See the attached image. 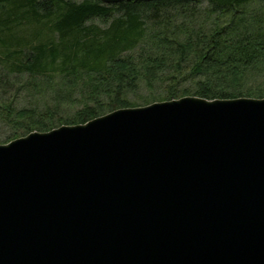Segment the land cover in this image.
<instances>
[{
    "label": "water",
    "instance_id": "water-1",
    "mask_svg": "<svg viewBox=\"0 0 264 264\" xmlns=\"http://www.w3.org/2000/svg\"><path fill=\"white\" fill-rule=\"evenodd\" d=\"M0 264H264V97L184 95L0 143Z\"/></svg>",
    "mask_w": 264,
    "mask_h": 264
},
{
    "label": "trees",
    "instance_id": "trees-1",
    "mask_svg": "<svg viewBox=\"0 0 264 264\" xmlns=\"http://www.w3.org/2000/svg\"><path fill=\"white\" fill-rule=\"evenodd\" d=\"M21 75L31 87L57 76L78 90L81 106L57 124L132 106L142 83H164L160 100L261 98L264 0H0V89ZM55 101L40 111L0 103L14 129L0 143L53 128Z\"/></svg>",
    "mask_w": 264,
    "mask_h": 264
},
{
    "label": "rangeland",
    "instance_id": "rangeland-1",
    "mask_svg": "<svg viewBox=\"0 0 264 264\" xmlns=\"http://www.w3.org/2000/svg\"><path fill=\"white\" fill-rule=\"evenodd\" d=\"M95 21L98 22L97 20ZM24 79V75L19 76V78L16 80L11 79L6 91H3L4 89H0V103H3L5 101H12L18 108L28 107L40 111L47 106H51L53 102L56 103L55 100L60 101L58 110H56L54 113L56 114L55 119H53L55 122L57 121L58 116L62 117L63 119L69 118L73 115L75 110L81 106L79 104V102L81 101L78 90L67 87V85L60 81L59 77L57 76L53 78V83H50L51 85L48 87L38 85H34L31 87L27 84H24ZM187 82L188 81L186 79L182 80V84H186ZM11 83H13L12 86L10 85ZM53 84L54 87H52ZM55 92H57V94H55ZM53 95L55 98L53 97ZM165 95L166 92L164 89V83L156 82L152 85V87H149L146 84L142 83L138 87V89L130 92L128 94V97L130 98V100L135 102V104H133L132 106H140L152 101H158L160 100L159 97ZM106 112L109 111L105 110L103 114ZM57 123L58 122H56L55 126L53 127L62 124ZM13 132L14 129L11 126L0 120V142L4 141L8 136L12 135Z\"/></svg>",
    "mask_w": 264,
    "mask_h": 264
}]
</instances>
